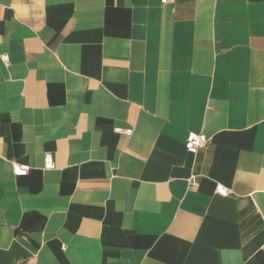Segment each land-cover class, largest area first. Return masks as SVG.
<instances>
[{
	"label": "crops",
	"instance_id": "0c3cea01",
	"mask_svg": "<svg viewBox=\"0 0 264 264\" xmlns=\"http://www.w3.org/2000/svg\"><path fill=\"white\" fill-rule=\"evenodd\" d=\"M0 264H264V0H0Z\"/></svg>",
	"mask_w": 264,
	"mask_h": 264
},
{
	"label": "built area",
	"instance_id": "2783aa9c",
	"mask_svg": "<svg viewBox=\"0 0 264 264\" xmlns=\"http://www.w3.org/2000/svg\"><path fill=\"white\" fill-rule=\"evenodd\" d=\"M162 2H166L167 0H161ZM3 61L7 60V56H1ZM115 131L120 133L129 134L131 132V128H121L116 127ZM208 141V138L205 134L195 131H189L186 135L184 146L190 152H196L199 148L203 147ZM43 167L45 169H50L54 167L53 156L51 153H45L43 158ZM29 166L27 164H22L18 162H12V173L15 176H24L28 173ZM195 185V182H193ZM217 193L221 195H225L228 193L226 187L222 186L221 184H217L215 187Z\"/></svg>",
	"mask_w": 264,
	"mask_h": 264
}]
</instances>
